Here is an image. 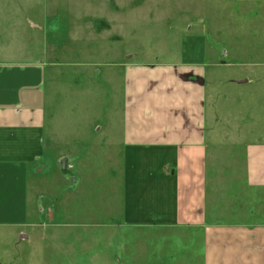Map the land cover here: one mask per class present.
Segmentation results:
<instances>
[{"label":"rangeland","instance_id":"1","mask_svg":"<svg viewBox=\"0 0 264 264\" xmlns=\"http://www.w3.org/2000/svg\"><path fill=\"white\" fill-rule=\"evenodd\" d=\"M210 40L227 47L226 60ZM260 65L264 0H0V66L40 68L48 112L45 155L24 172L27 208L43 210V217L38 227L30 226L29 214L23 220L27 239L0 230V264H154L147 260L158 257L169 262L156 250L162 237L154 238L155 231L114 227L128 133L142 128L154 99L179 97L180 88L161 79L157 69L190 73L200 67L205 84L193 96L205 103L213 141L228 148L264 139V84L231 82L263 81ZM129 100L142 112L133 115ZM232 152L238 175L244 152L236 151L238 158ZM66 157L72 169L64 174ZM240 190L248 200L244 215L236 205L230 214L224 210L220 222L231 228L214 233L218 249L207 247L210 264H242L249 254L236 245L245 240L252 247L246 231H255L244 222L264 221V210L254 214L259 208L250 194L241 186L233 193L241 196ZM52 212L55 220L48 224ZM188 245L175 249L171 260L206 264L201 237Z\"/></svg>","mask_w":264,"mask_h":264},{"label":"crops","instance_id":"2","mask_svg":"<svg viewBox=\"0 0 264 264\" xmlns=\"http://www.w3.org/2000/svg\"><path fill=\"white\" fill-rule=\"evenodd\" d=\"M228 54L227 49L226 57ZM28 69L0 66V230L14 236L21 234L20 240L28 238L21 229L26 216L31 217V227L40 226L43 217L40 216L43 210L39 214L38 210L29 212L27 208L24 172L27 174L28 165L31 167L40 161L47 148L48 112L46 98L42 99L41 70L36 67ZM157 71L161 73V79L176 83L180 88L179 97L177 102L170 99L174 97L171 95L154 99V110L149 111L148 118L144 113L142 128L128 133L119 172L123 181V201L114 227L132 232L153 230L154 238L162 237L156 250L162 257L168 256L169 262L163 263L164 258L160 260L159 257L158 261L147 260L154 264H180L179 257L171 260L173 252L195 244L199 235L203 249L206 248L203 252L206 264H210L207 247L218 249L214 233L231 228L220 222L224 210L228 209L230 214V209L236 205V213L244 215L248 204L241 190V196L235 195L233 190L241 186L250 194L255 208H259L254 214L259 215L264 210V139H254L241 146L237 141L230 143L232 146L228 148H221L213 141V130L212 133L208 131L205 103L200 97L193 96L194 90H202L205 84L200 67L191 69L190 73L181 72L176 67ZM231 82L235 85L264 84V80L255 82L251 79H232ZM167 90L171 92V89ZM145 100L147 97L139 99V105ZM129 104L132 106V100ZM139 105L132 106L133 115L142 112ZM51 115L54 120L55 114ZM238 150L244 153L236 164L240 173L234 175L229 155L233 151L234 158H238L235 153ZM66 158L69 172L72 159ZM69 175L71 179L75 178V175ZM30 191L35 192L33 187ZM236 198L239 203L234 202ZM48 217V224H53V212ZM244 224L254 226L255 231H246L253 237L252 247H246L245 240L236 245L249 254L242 264H264V221ZM171 231H175V235ZM186 242L189 243L185 245Z\"/></svg>","mask_w":264,"mask_h":264},{"label":"water","instance_id":"3","mask_svg":"<svg viewBox=\"0 0 264 264\" xmlns=\"http://www.w3.org/2000/svg\"><path fill=\"white\" fill-rule=\"evenodd\" d=\"M211 41V44L216 47V49H218L220 52H222V57H226V53H227V49L224 47V45H218L216 43H214L212 40ZM67 162H68V159L65 158L61 161V170L65 173L68 172V168H67Z\"/></svg>","mask_w":264,"mask_h":264}]
</instances>
